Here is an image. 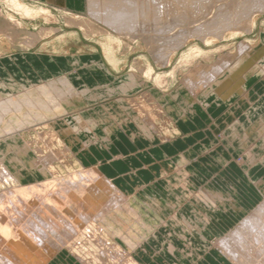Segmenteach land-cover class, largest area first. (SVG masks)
I'll list each match as a JSON object with an SVG mask.
<instances>
[{
	"label": "rangeland",
	"instance_id": "374dc122",
	"mask_svg": "<svg viewBox=\"0 0 264 264\" xmlns=\"http://www.w3.org/2000/svg\"><path fill=\"white\" fill-rule=\"evenodd\" d=\"M86 3H87L86 0H83V7L80 9L76 6L75 7L73 6L71 8H65L63 6H57V7H51V8L48 7L47 10H49V12L52 14L53 17L55 16L53 19H51V20L45 19L44 20L42 18H38L35 21H33L30 19H26V17L20 16L15 11L10 9L2 0H0V9L2 10V12L5 15H10V16L18 19L20 22L22 21L21 18L23 19V21L21 22V25L19 27L12 26L13 28L10 27L7 30L9 32H13L16 34V38L14 40L10 41L9 43L6 40L3 41L1 39V37L3 38V34H0V42H1V40L3 41L2 44L0 43V46L4 45L3 47H5L6 49L8 48V50L12 51V53L18 52V51H23V50L24 51L27 50L30 53H33V54H30L31 56L33 55V57H31V61L33 62V64H35V63L38 64L37 66L36 65H33V66L35 68L36 67H38V68L42 67L44 70L43 75H46V73L49 74L48 70L46 69V66L48 65L47 68L51 69V71L55 74L54 76L57 77L58 81H59L60 80L59 78H61L60 76H62L63 74L66 75V73H68L71 70V68L69 70L67 68V70H66V64L69 63L68 58H71V57H68L70 55L71 56L77 55V56L81 57L82 61H85L87 57L84 55H87V54L90 55L93 53V54L99 55L101 60L103 59L106 63V59L104 57V47L106 45H108L109 48L116 47L118 49L117 55L121 59L119 68L114 71L115 72L114 74H115V76H117V78H115V80H112V79L108 80L105 84V86L108 89H112V91L109 90L112 93L111 92H109L107 94L105 93L102 101L100 103H95L94 105H92L91 108H93L97 112L98 111L103 112L102 108L105 106L106 108H108V110H107L108 112L106 113V115L104 113V115L107 118L106 120H108V121L110 120L112 122L113 117L119 118V119L122 118L123 121L121 120V123L123 122L125 125V123H128V121H129L127 118H130L131 123H133V125H131L132 127H130L131 128L130 132H126L125 137H121L122 140H120L117 143L118 149L113 148L111 150H108L109 152L106 153V155H107L106 158H104V157L100 158L103 160V162L99 166H96V161L100 160V159H98V157L101 156L98 153L91 155V157H89V159H87L85 161L87 163H79V162L77 163L74 160L75 155H73L71 151L66 156V158H64L65 156L59 157V153H58V157H55L52 154L49 157L50 151L48 152L47 146L45 147V145L42 144L43 141L41 139H37L40 137H38V135L36 136L37 133H36V131L33 130V127L34 128H35V126L40 127L42 125L41 127H45L48 129V128H50L49 122L56 119L58 116H62L65 112H64L63 107L61 105L59 107H57V109H55L54 111H51V112H46V111H42L40 109L37 110V108H33V110L37 111L38 113L39 112L43 113L45 115V118H41L40 120L33 122L31 125L24 126L20 129H18L16 132H14V135L15 136L17 135L16 137L19 139L17 141V144H18L17 146L19 149L25 148L28 150V152H29L28 153V155H29V162L28 163L29 164L31 162L33 163V161L35 160L36 163H38V164L43 163V165L47 166L46 169H48L50 172L52 169L53 170L51 172L52 174L50 172H47V174H44L42 172H38L37 175L36 174H28L27 172H22L21 173L22 176L20 177V180H19L20 182H18V180H16V179L14 181H12V179L9 178L4 173H3V175L6 176L7 179L2 174L0 175V179L1 178L4 179L3 181L0 180L1 181L0 182V192H2V193H0V196L1 197L3 196L2 198H0V201H2V202H0L1 203L0 204V208H1L0 209V215H2V217L0 216V228L2 226V228L0 229V237L2 236L1 237L2 239H0V240L4 241V243H2L0 241L1 242L0 243V250H1L0 256L4 255L7 258H11V256H12L11 254H14L15 258H17V259L20 258L21 260H23V262L20 261L17 264H21V263H23V264H88L87 261H85L84 259L88 260V262H90V260H91V262L93 261L92 262L93 264H128V262L126 261L127 258L133 259L136 264H146L145 258L136 256L135 254H133V251L125 245H123L122 247L124 249L128 250L127 254L125 255L122 252H121V254L118 253L117 250L114 249V247L112 246L113 242H114V238L111 236L110 233H107L108 231L102 229L103 232L101 234L99 232V230H97L96 232L94 230L95 229L94 225L96 224L98 226V221L100 219L99 213L101 212L100 210H102L101 209L102 206L105 207L107 205V207H109L108 208L109 210L106 209L107 207H105V208L102 207V208H103V212H105L104 209L107 210V215H106L105 219H110L109 216L110 217L114 216V212H111V210H112L111 208L113 206L112 205L109 206V204H112V203H110V200H112V202L113 201L117 202L119 198L118 199L115 198L116 195H117L116 197H120V199L125 198V196H126V199H129V200L132 198L133 194L135 193L134 192L135 185L133 183H131L129 181V179H127V175H132L133 177H136L138 180H140V182H142L143 186L147 188V186H149V183L152 180L160 179L161 177H163L162 175H164V173L166 171L161 170V168L165 167L167 170L173 169L172 167L170 168V166H168L167 164L166 165L161 164V166H163V167L160 168L159 164L162 163L161 161H160V163L157 164V166H155V165L153 166L154 169L148 168V166H146V165H149L147 162L152 160L151 156L149 154H147L148 158H143V157H141V155H139V156L134 155L135 154L133 152L134 147H133V144L131 143V140H132L131 139V133H134L136 137H140L143 135L141 130L134 123V120L132 117V114L136 116L137 111H135L134 109H133L134 111H132L131 109L127 108V110H129V111L126 110V112H124L118 99L120 97H121L120 99L131 98L134 94L139 93L142 90L145 92H149L148 94H150L153 91H158V93L160 95H163V94L168 95L171 91H178L179 89H181L183 87L181 81L184 78L183 75L187 74L186 72H188L190 70L192 71V69H194L192 72H195L196 71L195 68H197L199 65L203 66L201 64H205L206 67H208L210 64L218 61V59L220 58L218 56H221V55H222V57H225V58H226V56H228V58L230 60L233 59L234 57H236L237 55H236L235 51L239 45V42L243 41V42L249 43L254 48L255 51H258L259 49H262V48L264 49V14L260 13V14H256V16H254L253 25H252V28H251L249 33L248 32L247 33L241 32V33H238L235 35H225L223 37L224 40L223 39L222 40L221 39L215 40L214 42L211 41L208 44L207 43L204 44V42H202V41L200 42V41L194 40V42H193V40H191L188 43H186L185 46H183L182 48L178 49L175 53H173L171 56L172 58L170 57L168 63L161 64V62L155 61V59L153 62V59H152L153 58V52L150 53L151 51H153V49H148V48L146 49L144 42L142 40H140L141 38H133L134 40L131 41L132 40L131 38H129L127 36L125 38V37H123L125 35H121V34L119 35L118 33H116L111 28L106 27L104 24L98 22L93 17H91L90 15L87 14V10H86L87 4ZM71 12L73 15L71 14ZM65 13H68L70 16L66 15ZM71 15H72V17H71ZM77 15L79 18H77L76 20H78L80 18L82 20L86 19V21L88 23V27L85 26V28H84L83 26H81V24L76 25L77 22H78V24L81 23V22L73 19V17L74 16L77 17ZM69 19H70V22L67 21ZM66 21L68 24L66 23ZM9 23L10 22H8V20L6 21V18L0 17V27H2V28L6 27L7 28L9 26ZM89 24H91V25L89 26ZM41 28H45V29L48 28V30H45L44 32L40 31V33H38V31L41 30ZM82 28H84V29H82ZM86 30H87V33H85ZM46 31L47 32L50 31V32L47 33ZM32 33L35 35L33 40L28 41L29 45L26 43L23 46V44H21L23 42V40H26L28 37H31L33 35ZM35 33H37L38 35H36ZM27 35H28V37H26ZM43 35H44V37H43ZM40 37H42L43 39H41ZM38 38H39L40 42L38 43V45H35ZM194 47L198 48L199 51H195L193 49ZM226 53H228V54H226ZM234 53H235V55H234ZM34 54H43L44 57L38 58V57L34 56ZM174 54H176V55H174ZM50 55L51 56L56 55L59 57L54 58V57H51ZM263 57H264V52L261 55V58L259 60V64H264V59H263V61H261V59ZM134 59H136L137 62L134 61ZM138 59H140V61H138ZM91 60H92V58H91ZM88 62H90V60L86 61V63H88ZM157 63H159V65H156ZM136 66L138 67V69ZM139 68H142L144 70V74L138 72ZM131 73L140 74L139 78H136L138 80L139 86H137V88L129 91L128 94L117 93L118 84L123 80V77H124L122 75L131 74ZM25 77H27V76H25ZM55 77H48V78L44 77V78H40L39 81H35V82L32 81L31 79H28L29 78L28 77L26 79H28V81H31L32 83L28 84V83L22 82L24 84L23 88L24 87L25 88H24V90L22 89L21 91L31 90L34 88V84L35 85H41V83L47 79H49L50 84H52L50 79H53ZM259 77L261 79H264V70L260 72ZM3 81H5L6 83L12 82V80H10V76L7 74H5L4 77H0V82H3ZM49 81H46V82H49ZM61 81L57 82V80H55L54 84L58 83L57 87L61 88V89L63 87L69 86L68 82L65 81L64 82L65 84H64ZM123 82H125V79L123 80ZM262 86L261 87L263 89L264 85H262ZM75 87H76V85H75ZM78 88H80V87H78ZM175 88H177V89H175ZM184 90L185 89H183V92H185ZM0 91L4 92V93L10 92L11 93L10 96H12L13 99H17L16 97L18 96V94H16V93L19 92V94H20V92H21V91H18V92L11 91L7 87L6 88L0 87ZM180 93H181L180 95L178 94V97H179L178 100L174 101L172 97L168 100H172L171 103L175 102V104L178 105V107H180V106L184 107L185 95L182 92H180ZM157 96H159V95L157 94ZM62 99H63V97H62ZM71 100H72V98H70L69 101H68V99H65V98L63 99V101H64L63 103L65 104V107L67 108L66 114H68V112L70 113L73 110H78V109L83 107L80 104H77L76 102H74V103L71 102ZM252 100L255 101L254 99H252ZM161 101L163 102L164 100H161ZM213 101L214 100H210V99L206 100L205 104L202 103L204 107L202 106V104L201 105L198 104L197 105L198 108L195 109L197 112L196 116L199 115L201 118L200 120L202 122V125H201L202 128H205L207 122H209V124H210L213 122V120L218 121L219 118L223 117L221 114L222 107L218 108L219 106H216V108H215V103L212 104ZM67 103H69V104H67ZM164 103H165V101H164ZM125 104H127L126 101H125ZM231 104H235V102L233 101ZM190 105H191V103H190ZM199 105L201 106V108L199 107ZM163 107H168V106H163ZM188 107H190V106H188ZM26 108L32 109L31 107H29V108L26 107ZM26 108L25 107L23 108V110L19 113V116H20V114H22L23 112L26 111ZM234 112L237 114V111L235 109H234ZM163 113L166 116L168 114L167 112L166 113L163 112ZM13 115H14L13 112L7 113V115L3 119V122L0 124V126L1 127L4 126L3 125L4 122ZM173 115L174 114H171V113L168 114V118L170 119V121L176 122V120L174 119L175 115L174 116ZM229 118H230V116H229ZM106 120L104 119V121H106ZM43 123L45 126L43 125ZM39 124H41V125H39ZM134 124H135V126H134ZM170 126H171V128L175 129V125H170ZM171 128H169V130ZM57 129H58V127H57ZM187 131H188V128H186L185 126L184 127L181 126L178 129L177 134L173 133L172 134L173 136L171 138H168L167 140L162 142V143H169V144L173 143L172 146H174L175 144L176 145L177 144L178 145L183 144L181 147L175 146L174 147L175 150L173 151V153H169L170 155H175V154L179 153L180 151L178 149H180L182 151L183 149H185L184 146H187V145L192 147V149L197 154L200 153V149H202V148H201L199 142H200V140L204 139L205 134L207 135V133L198 132L197 137L193 136L191 138L190 137L186 138L185 136H183V133H187ZM4 136L8 137V135L0 134V148H1L0 152L3 151L2 145L5 142H7L8 140L13 141L14 144L16 143V141L14 139H11V138L4 141V138H5ZM89 137L93 141L95 136L91 133V135H89ZM33 138H35V139H33ZM175 140H177L176 143H175ZM28 141H31V144L29 143L30 145L27 144ZM98 141L99 140H97V142ZM128 141H130V142H128ZM196 142H197V145L200 147L195 148ZM129 143H131V145ZM34 146H36L37 148L42 147L40 150L41 151L40 157L38 154L35 153V151H34L35 147ZM112 156H117V157L119 156V157L118 158L115 157L117 159H112L113 158ZM145 156H146V154H145ZM51 157H53L52 158L53 160L51 159ZM45 158H47V159H45ZM54 158L57 160H55ZM58 159H60V161H62V162H60ZM153 162H155V160H153ZM144 164H146V165H144ZM48 166H50V167L48 168ZM157 168H159V169L157 170ZM96 170L100 173H97ZM154 170H157V171H155L156 173L154 172ZM54 171H56V172H54ZM77 173L79 174V176L77 175ZM92 173H95V174H92ZM83 174H85V175H83ZM92 176H94V177H92ZM198 177L200 178L201 176L199 175ZM51 178H53V179H51ZM57 178H59L58 181H57ZM103 178L105 179V181ZM114 178H117V180L119 182H121V184H123L122 186L123 187L125 186V189L120 188L118 183L116 182V180ZM90 179H94V181L99 179L101 182L99 180H97V182H100V183H97L95 185L96 182L90 181ZM77 180H78V184L80 183L81 186L83 185L82 186L84 188V189L82 188L83 190L81 188H79V187H81L80 184H79L78 188H75L78 184H77V182H73V181H77ZM202 180H203V178H200V181H202ZM46 181L50 184H47ZM51 182L53 183V185L51 184ZM87 182H89L90 184H88ZM38 183H39V185H38ZM55 183H58V185ZM68 184L72 185V186H70L71 188H69ZM84 184L87 187L90 186L91 184H93L94 187L90 186V188L89 187L87 188ZM159 184H162V183L159 182ZM44 185H45V187L50 188L52 186L53 188L48 190L47 188L43 187ZM47 185H49L50 187ZM65 185H68V187L66 186L67 188L66 187L64 188ZM97 185H99V186H97ZM36 186L40 187L41 190H38L39 188H37ZM95 186H96V189H95ZM97 187H99V189ZM10 188H13V189H10ZM18 188H19V190H18ZM86 188L88 190L90 189V191H91V189L94 190L95 193H94V191H91V194H90L89 193L90 191L88 192ZM115 188H117L118 191ZM4 189H5V191H3ZM27 190H28V192L26 193ZM99 190L102 191V192H100V194L98 192ZM38 191H39V194H41V195L37 194ZM85 191H87V192H85ZM147 191L149 192L148 188H147ZM147 191H146L144 197H142V199H141L143 206H145L144 200L147 201V204H148V201H150V200L153 201V199H151L152 195L150 196L151 193L150 192L147 193ZM14 192H15V194H14ZM19 192H21V193H19ZM93 193H94L93 198L94 197L97 198L96 203L95 202L92 203L93 200L91 201V198L90 199L88 198V196L92 197ZM122 193H124L125 196ZM142 193H144V192L142 191ZM6 194H7V197H6ZM18 194L21 196H19ZM23 194H25V195H23ZM13 195H14V197H13ZM11 197L13 200L15 199L14 201L13 200H11V201L12 202L16 201L15 205L18 203L17 206L20 205L22 209L20 207H18V209L15 208L14 203L9 202ZM42 197H44L43 201H41ZM82 197H85V198H82ZM7 199H8V201H7ZM51 199H52V201H51ZM88 199H89V201H88ZM120 199H119L118 203L121 201ZM27 200H28V202H30V204L27 202ZM106 200L109 204L108 203L106 204V202H105ZM33 201L34 202L37 201V202H36V204L33 203L34 205L32 206L31 202H33ZM39 201H41V202L46 201V204L53 203V205L45 206L44 203L43 204L39 203ZM49 202H51V203H49ZM37 203H39L40 207L39 206L37 207V205H38ZM88 203H89V205H88ZM97 203L98 204L103 203L105 206L103 204H101V207L99 210L98 209L99 205ZM3 204H6V206H4ZM184 204L182 205L183 211L189 213L188 216H191V213L189 212L190 211L189 206L186 204L184 205ZM11 205L15 209L12 210ZM91 206H93L95 209L98 206L96 210H98L99 213L98 212L95 213L96 210H94V208ZM143 206H141V208H143L142 212L146 213V211H148V210L146 208H144ZM254 206H256V204L252 205V207H254ZM2 207H4V208H2ZM252 207H249L248 212L251 211ZM89 208H93V209H89ZM33 209H35V210H33ZM124 209L125 210H121L122 211L121 219L119 218V220H117V221H119V223L120 222L121 223L120 224L115 223L116 227H120L124 231L127 229L125 232H123L122 236L138 234V231H136V229L138 227H139V229L142 228L144 223L141 224L140 221H137L138 220L137 216L133 219L132 214H131L132 212H129V209H126V208H124ZM6 210H8V211H6ZM4 211H6V212H4ZM9 211H10V213H9ZM27 211H29V212H27ZM50 212L53 215H51ZM79 212L85 213V219H87L89 221V223H87L88 222L87 220L85 221L86 223L82 222L85 219L80 218L81 214H79ZM145 213L143 214V216L147 214V213L146 214ZM18 214H20V215H18ZM76 214H78L79 216H77ZM97 215H98L99 219L96 217ZM13 216H15V217H13ZM75 216H77L76 218H78V217L79 218L76 220ZM22 217H23V220H22ZM28 218L45 219V220L51 219V221L55 222V225L57 222V225L56 226L53 225L52 229L51 228L48 229L49 233L47 232V236H46L48 239L45 237L41 241H39V240L34 241L35 240V235H34L35 231L34 230L32 231L31 230L32 228L30 226L28 227V222L26 223ZM145 218L147 219V217H145ZM2 219H3V221H2L3 223L1 222ZM4 219H5V222H4ZM8 220L9 221L11 220V222H9ZM23 221L25 223H23ZM215 221L218 222L217 228H220V229L218 231H215V230L208 227L205 231H203L204 240H199V242H200L199 244L193 243V246L189 247V251L190 252L192 251L193 255L199 254V256H203L205 258L208 256H212L214 258V260H216L217 262L224 261L225 263H227V261H225L227 259L223 256L222 252H220V250H218L217 248L215 249V241L217 239H220V238L226 236L230 231H234V229H236L235 226H237L239 224L240 219H237L234 216H229L227 214L221 213V214H219V219L216 218ZM91 225H93V227ZM54 226L56 228L58 226V228L55 229ZM87 226H88V230L86 229ZM11 227L15 228V229H11ZM17 227H19V231H17L18 230ZM24 227H26V228H24ZM9 228H10V230H9ZM21 228L23 229V233L25 235L22 233ZM64 228H66V229H64ZM24 229H26V230H24ZM27 229H29V230H27ZM8 230L10 232L13 230V232L10 233ZM20 230H21V233H20ZM83 230L84 231L85 230H87V231L91 230L90 231L91 233L87 232V231L84 232ZM5 233L9 234V235H6ZM14 233H16V234L14 235ZM17 233L22 234V235L20 236ZM30 233H31V235H33L32 238H31ZM10 234H12V235H10ZM57 234H58V236H57ZM87 234L89 235V237H87L88 236ZM16 235H18L21 240L20 239L17 240L18 236H16ZM50 235H51V237H50ZM102 235L104 237H102ZM156 235H158V237L162 239V237H164V238L166 237L167 233H165L163 231L162 232H156ZM7 236L9 237V239H10V236H11V238H12V236L13 237L16 236L15 241H12V239L14 240V238L10 239L11 244L13 242L14 245L10 246V243H9L10 240L8 241ZM23 236H25L26 238L23 239ZM27 238L30 239L29 242H32L31 244H33V246L36 248L33 247V250L25 248V247H27L25 244L29 243L28 241H26V240H28ZM22 239L25 240L26 242H24ZM121 239H122V237H121ZM17 241H20V242H18L19 244H17L18 246L21 244V241H22L21 245H23V246H21V247L29 250L30 256L29 255H26V256L23 255L25 257L21 258L18 254H16V252H17L16 249L19 248L18 246H16ZM42 241L47 243V244H45V243L43 244ZM94 241L96 242V244L94 243ZM159 241L163 242L161 240H159ZM33 242L36 244H34ZM79 242H80V245L78 244ZM5 243H6V246L8 248H6V246L4 247ZM23 243H25V244H23ZM1 244H4V245L2 246ZM38 244L40 245L38 247L41 249L44 246H46L45 250L42 249L43 253H45V255L41 253L42 251L39 248L37 249ZM12 246H16L14 248L16 252L11 249V248H13ZM58 246H59V248H58ZM52 247H54V248H52ZM1 248H3V249H1ZM84 248H86V249H84ZM164 248L166 249V247H164ZM164 248L160 249L157 247L156 248L151 247L149 253L153 257V256H155V254L158 255V253L164 251L165 250ZM78 250H79V252H78ZM208 250H211V251H208ZM32 252H33V255H31ZM34 252H36L37 254H39V252H40L39 256L41 258L39 257L40 259L39 258L33 259L36 256L34 254ZM215 252L217 253V255L214 254ZM26 254H27V252H26ZM127 255L130 256V258L129 257L126 258ZM124 258H125V260H124ZM38 259H39V261H37ZM157 264H180V262L176 258L170 257V259H168L167 261L164 260L162 262H158Z\"/></svg>",
	"mask_w": 264,
	"mask_h": 264
},
{
	"label": "bare ground",
	"instance_id": "6f19581e",
	"mask_svg": "<svg viewBox=\"0 0 264 264\" xmlns=\"http://www.w3.org/2000/svg\"><path fill=\"white\" fill-rule=\"evenodd\" d=\"M2 1L10 9L15 11L17 14H19L22 17H34V18H36V17L40 16L46 20H51L55 17V16L53 17L52 14L49 12V10H47L46 8L30 6V5L26 4L23 0H2ZM86 2H87L86 3L87 4L86 10H87L88 15L93 17L98 22L104 24L106 27L111 28L116 33H118L119 35L121 34V35H125V36H123L125 38H126V36L131 38L132 39V40L130 39L131 41L134 40L133 38H141L140 40H142L144 42L146 49L147 48L153 49V51L150 50L151 51L150 53L153 52V58H152L153 62L155 59V61L161 62V64L168 63L172 54L175 53L178 49L185 46L186 43H188L191 40H193V42H194V40L200 41V42L202 41V42H204V44L205 43L208 44L211 41L214 42L215 40H220V39L222 40L225 35H235V34H238L241 32H246V33L248 32L249 33L251 28H252V25H253L254 16H256V14H260V13L264 14V0H86ZM65 14L69 15L68 13H65ZM71 14H72V12H71ZM72 15H71V17H72ZM0 17H4V18H6V21L8 20V22H10L9 26L7 28L6 27L5 28L0 27V34H3V38L1 37V39L3 41L6 40L9 43L10 41H12L16 38V34L13 32H9L7 30L10 27L13 28L12 26L19 27L21 25V22L18 19L14 18L10 15H5L1 9H0ZM77 18H79L78 15H77V17H75V16L73 17V19H75V20ZM67 21L70 22V19ZM67 21H66V23H67ZM76 21L81 22L79 24L77 22L76 25L81 24V26H83L84 28H85V26L88 27V23H87L86 19L82 20L80 18ZM90 25L91 24H89V26ZM84 28H82V29H84ZM45 30H48V28L47 29L41 28V30H39L38 33H40V31L44 32ZM49 32H47V33H49ZM85 33H87V30ZM35 34L38 35L37 33H35ZM28 35L26 37H28ZM33 35L31 37H28L29 39L27 38L26 40H23V42L21 41L22 42L21 44H23V46L26 43L28 44V41L33 40V38L35 37V35L34 36ZM43 37H44V35H43ZM193 49L195 51H199V49L196 47H194ZM263 50L264 49L262 48V49H259L258 51H255L254 48L249 43L242 41V42H239V45L236 48V51L234 50L236 52L237 56L234 57L233 59L230 60L228 58V56H226V58H225V57H222V55H221V56H218V57H220L218 59V61H216L212 64L209 63L210 65L208 67H206L205 64H201L203 66L197 65L198 67L195 68L196 69L195 72H192L194 69L191 68L192 71L190 70V71L186 72L187 73L186 75H183L184 78H183V80L181 79L183 87L178 90L179 92H182L185 95L186 102H187L186 106L187 107L190 106V103L191 104L197 103L195 106L197 109L198 108L197 105L198 104L201 105L202 103L205 104V102H206L205 98H207L209 96L217 95L219 97L220 96L223 97L226 93H231L232 91H235V90L237 92H241V90H240L241 89V83L243 81L242 77L244 76V74L248 70H252L257 64H259V60L261 58V55L264 52ZM226 54H228V53H226ZM174 55H176V54H174ZM234 55H235V53H234ZM17 61L19 62V59ZM134 61L137 62L136 59H134ZM138 61H140V59H138ZM98 65H100V64H98ZM156 65H159V63H157ZM137 69H138V67H137ZM138 72L144 74V70L142 68H139ZM21 77H23V76H21ZM60 77L61 78H59L60 79L59 81H58L57 77L50 79L52 84H50L49 79H47V80H44V82H42L41 85H35L34 84L33 89L26 90V91H21L22 89L24 90V88H25V87L23 88L22 85L19 86V85H16L15 83H11V84H9V83L5 84L3 82L0 83L3 86L8 85V87L10 88L11 91H15V92L21 91L20 94H19V92L16 93V94H18V96L16 97L17 99H13L12 96H10V94H11L10 92L4 93V92L0 91V124L3 122V119L5 118L7 113H9V112L14 113L13 116L8 118L4 122V124H3L4 126H2V127L0 126V134L8 135V137L4 136L5 137L4 141H6L9 138L14 139L16 141V143L14 144L13 141L8 140L7 142H5L2 145L3 151L0 152V175L1 174L3 175V173H4L9 178H11L12 181H14L16 179V180H18V182H20L19 180H20V177L22 176V174H21L22 172H27L28 174H34L35 172H37V173L42 172L44 174H47V172H50L48 169H46L47 166L43 165V163L38 164L35 162V160L33 161V163L32 162L30 164L28 163L29 162V155H28L29 152L25 148H23V149L18 148L17 141L19 139L16 137L17 135L16 136L14 135V132H16L18 129H20L24 126H29L33 122L40 120L41 118H45V115L43 113H40V112L38 113L37 111L33 110V108H37V110L40 109L42 111L51 112V111H54L55 109H57V107H59L61 105L63 107L64 112H65L62 116H58L56 119L50 121L49 122L50 128H48V129L45 127H41L42 126L41 124H39V125H41L40 127L39 126H37V127L35 126V128L33 127V130L36 131V133H37L36 136L38 135V137H40L37 139H41L43 141L42 144L45 145V147L47 146L48 152L49 151L51 152V153L49 152V157L51 156V154L55 157H58V153H59V157L65 156L64 158H66V156L70 153L71 147L69 146V144L71 145L73 143V139L68 138L67 140L70 143L66 144V142L63 138H65V136L70 135L74 131L76 132L80 127L90 131V130L94 129L96 126H98L100 124V122L102 121V120L100 121L99 118L94 115V113H95V112H93L94 109L87 110L90 114L87 118H85V116L80 114L82 109L81 110L78 109V110H73L76 114H71V116H70L71 119H74V121L77 122V126L69 124V121L66 119L67 117L65 118V116L67 115L66 114L67 108L65 107V104L63 103L64 98L68 99V101L70 100V98H72L71 102H73V103L76 102L77 104L84 106L86 103H89V101L92 102V101L99 100L101 97V93H99L100 91H94V89H92V88L90 89L89 86H82L80 88H78L77 86L75 87V85L73 83H71V80L66 75H62ZM136 78H139V74H135V73L127 74L126 80H125L127 82L123 83L120 86V90H122L123 92H126L129 89H133V87H135V86H139L138 80ZM55 80H57V82H60L62 80L61 82H63V83L66 81V82H68V85L70 87L66 86V87H63L62 89L58 88L57 87L58 83L54 84ZM46 81H49V82H46ZM102 86H103L102 89H104L103 92H105L106 94L112 91V89H108L105 86V84ZM183 89H185L184 90L185 92H183ZM109 90H111V91H109ZM148 93L149 92H145L142 90L141 92L134 94L131 98H127V99L123 98L127 102L128 105L125 104V101H122L123 99H121V101L123 103L122 109L127 110V108H129L132 111H134V110L137 111L138 114L136 113V116L132 114V117H133L134 123L137 125V127L141 130V132L143 133V135L146 138L151 139L154 136H156L159 141L164 142L168 138H171L173 136L172 135L173 133L175 134V129L171 128L170 125H175V123H177V121L172 122L168 118V114H170V109L168 107H163L164 101L163 102L161 101V96H157V93H155V92H151L150 94H148ZM62 97H63V99H62ZM67 104H69V103H67ZM203 104H202V106H203ZM24 107L25 108L31 107L32 109L26 108V111L23 112L22 114H20V116H19V113L23 110ZM245 108H247V106ZM185 109L190 110L189 108H185ZM185 109L183 110V112H186ZM103 110L106 113L108 112L107 111L108 108H106L105 106L103 107ZM127 111H129V110H127ZM163 112H165V113L167 112L168 113L167 116ZM186 113H188V112H186ZM101 117H103V116L101 115ZM100 119H102V118H100ZM62 120H64V122L67 125L61 124ZM70 123H71V121H70ZM43 125H44V123H43ZM56 126L58 127V129ZM124 126L125 125L123 122L121 123V120H120V123L118 121L109 122V126H107V127L105 126V129H104L105 134L107 135L105 137L106 140L109 139L108 135H109V132L112 131V129H122V128H124ZM260 126L264 130V122L261 123ZM169 128H171V129L169 130ZM35 138H33V139H35ZM261 140L264 142V132H263V135L261 137ZM29 143L31 144V141H28L27 144H29ZM34 147H35V150H34L35 153L38 154L40 157V155H41L40 150L42 147L41 148H37L36 146H34ZM250 147L252 148V146H250ZM52 158L53 157H51V159ZM45 159H47V158H45ZM55 160H57V159H55ZM58 160L60 161V159H58ZM60 162H62V161H60ZM49 167L50 166H48V168ZM52 170H51V172H52ZM54 172H56V171H54ZM97 173H100V172L97 171ZM92 174H95V173H92ZM77 175L79 176L78 173H77ZM83 175H85V174H83ZM4 177H6V176H4ZM92 177H94V176H92ZM6 179H7V177H6ZM51 179H53V178H51ZM58 179L59 178H57V181H58ZM0 180L3 181L4 179L1 178ZM97 180H99V179H97ZM97 180L94 181V179H90V181L96 182L95 185L97 183L101 182L100 180H99L100 182H97ZM104 181H105V179H104ZM73 182H77V184H78V180L73 181ZM89 182H87V183L90 184ZM47 184H50V183L47 182ZM51 184L53 185L52 182H51ZM55 184L58 185V183H55ZM79 184L75 188H78ZM38 185H39V183H38ZM68 185H69V188H71L70 186H72V185H70V184H68ZM68 185H65L64 188L66 186L68 187ZM47 186H49V185H47ZM80 186H81V184H80ZM82 186L79 188L82 189L83 188ZM90 186H93V184H91ZM90 186H88V187L90 188ZM97 186H99V185H97ZM43 187L47 188L48 190L53 188L52 186L51 187L49 186L50 188L45 187V185ZM37 188H39L38 190H41L40 187H37ZM97 188L99 189V187H97ZM10 189H13V188H10ZM95 189H96V186H95ZM115 189L117 190V188H115ZM18 190H19V188H18ZM100 190L98 191L99 194H100V192H102ZM3 191H5V189ZM87 191L89 192L90 189L89 190L87 189ZM87 191H85V192H87ZM91 191H94V190L91 189ZM91 191L89 192L90 194H91ZM27 192H28V190L26 191V193ZM0 193H2V192H0ZM19 193H21V192H19ZM94 193H95V191H94ZM94 193L92 194V197L88 196L89 199L91 198V201L93 200L92 203L93 202L96 203V201H97L96 197L93 198ZM7 194H6V197H7ZM14 194H15V192H14ZM37 194H39V191ZM122 194L125 196L124 193H122ZM23 195H25V194H23ZM39 195H41V194H39ZM205 195H207V194H205ZM19 196H21V195H19ZM116 196H115V198L120 199V197H116ZM2 197L0 196V198H2ZM13 197H14V195H13ZM85 197H82V198H85ZM215 197L218 198L219 200H222V197L219 193H215ZM210 198H212V196ZM89 199H88V201H89ZM119 199H118V201H119ZM125 199H126V196H125V198L120 199L121 201L119 203H118V201L112 202V200H110V203H112V204H109L107 202V200L105 201L106 204L107 203L109 204V206H111V205L113 206L111 208L112 209L111 212H114V216H111V217L109 216L110 219H105L106 215H107L106 209L109 208V207H107V205L105 206L103 203H101L105 207H107L106 209H104L105 212H103V208H105V207L102 206L103 207L102 208L101 204H98L99 202L97 203L99 205V207L97 206L98 209L100 210V207L102 209V210H100L101 211L100 213L98 210H96L97 207H96V209L93 206H91V207H93L94 210H96L95 213L98 212L100 215V219H99L98 215L96 216L99 219V221H98V226L96 224L94 225L95 232L97 230H99V232L102 234V232H103L102 229L108 231L107 233H110L111 236L114 238V242L112 245L114 247V249H116L118 253L121 254V252H122L126 255L128 250L124 249L122 246L125 245L129 249H131L133 252L136 253L137 248H139V246H142L143 242L146 240L147 232L149 233L151 231V225L150 224H153V223L146 222L147 220H145V218H143L142 214H144L145 212L144 213L142 212V209H143V208H141V206H143V203L141 202L142 200L138 199L136 196H132V198L130 200L129 199L125 200ZM151 199H153V198H151ZM11 200H13L12 197L10 198L9 202L14 203L15 208H17V209H18V207L21 208L20 205L17 206L18 203L15 205L16 201L12 202ZM43 200H44V197H42L41 201H43ZM7 201H8V199H7ZM41 201H39V203H42V204L44 203L45 206L53 205V203H51V202H49L51 204H46V201L45 202H41ZM51 201H52V199H51ZM0 202H2V201H0ZM27 202H28V200H27ZM36 202H34V201L31 202L32 206L34 204H36ZM144 202H145V206H143V207L146 208L147 210L155 211V210L163 207L161 202L157 201L156 199H153V201L152 200L148 201V204H147V201L144 200ZM28 203L30 204V202H28ZM39 203H37L38 204L37 207L39 206ZM168 204H170V203H168ZM3 205L6 206V204H3ZM12 205H11V208L13 210L15 208H13ZM88 205H89V203H88ZM2 208H4V207H2ZM93 208H89V209H93ZM124 208L129 209V212H132L131 214H132L133 219L137 216V219H138L137 221H140L141 224L144 223L142 228L139 229V227H138L136 229V231H138V234H136V235L133 234V235L122 236L123 232H125L127 229L124 231L123 229H121L120 227H116V225H115V223L116 224L121 223V222L119 223V221H117V220H119V218L121 219V214H122L121 210H125ZM33 210H35V209H33ZM6 211H8V210H6ZM6 211H4V212H6ZM27 212H29V211H27ZM9 213H10V211H9ZM79 214H81L80 218L85 219V213L79 212ZM18 215H20V214H18ZM51 215H53V214L51 213ZM76 215L79 216L78 214H76ZM0 216L2 217V215H0ZM77 216H75L76 220L79 218V217L76 218ZM13 217H15V216H13ZM36 218L35 219L28 218L26 223L28 222V227L30 226L32 228L31 230L32 231L34 230L36 233V234L34 233V235H35L34 241H37V240L41 241V240H43V238H45L47 236L48 229L53 228V225H55V222L51 221V219L45 220V219H36ZM157 218H159V217H157ZM157 218L152 217V219L151 218L150 219L157 221ZM22 220H23V217H22ZM86 220L87 219L83 220L82 222H85ZM2 221H3V219L1 220V222ZM4 222H5V219H4ZM9 222H11V220ZM23 223H25V222L23 221ZM87 223H89V221ZM56 225H57V222H56ZM91 226L93 227V225H91ZM12 227H11V229H15ZM235 227H236V229H234V231H230L226 236H224L220 239H217V241L215 242V248L220 250V252H222L223 256L231 264H264V197L261 201L259 200V203H257L255 208L253 210H251L248 215H246L242 219H240L239 224ZM1 228H2V226H1ZM24 228H26V227H24ZM57 228H58V226H57ZM57 228L55 227V229H57ZM17 229H18L17 231H19V227H17ZM64 229H66V228H64ZM86 229L88 230V226ZM9 230H10V228H9ZM24 230H26V229H24ZM27 230H29V229H27ZM87 230H85V231H87ZM90 231H87V232H90ZM11 232H13V230ZM20 233H21V230H20ZM22 233H23V229H22ZM31 233H30V235H31ZM15 234L16 233H14V235ZM6 235H9V234H6ZM10 235H12V234H10ZM18 235L21 236L22 234H18ZM18 235H16V236H18ZM32 236L33 235H31V238H32ZM57 236H58V234H57ZM1 237H0V239H2ZM15 237L12 236V238H14V240H13L10 236V239H12V241H15L16 240ZM50 237H51V235H50ZM87 237H89V235ZM102 237H104V236L102 235ZM121 237H122V239H121ZM25 238L26 237L23 236V239H25ZM10 239L8 237V241ZM18 239H20L19 236H18L17 240ZM23 241L29 242L30 239H28L26 241L23 240ZM1 242L4 243L3 240ZM18 242H20V241H17L16 246H18L17 245V244H19ZM9 243H10V246L14 245L13 242L11 244V240L9 241ZM31 243L32 242H29L28 244H25V243H23V244H25L27 246L25 248L33 250L34 246ZM42 243L44 244L45 242L42 241ZM94 243L96 244L95 241H94ZM21 244H22V241H21ZM21 244L18 246L19 248L16 249L17 252L14 249L16 246H12L13 248H11V249L13 251H15L16 254H18L22 258V257H25L26 255H29L30 252H29V250L21 247V246H23ZM34 244H36V243H34ZM45 244H47V243H45ZM78 244L80 245V242ZM1 245L3 246L4 244H1ZM5 246H6V243H5L4 247ZM38 246H40V245L39 244L37 245V249L39 248ZM45 247L46 246H44L42 249L45 250L46 249ZM3 248H1V249H3ZM6 248H8V247L6 246ZM34 248H36V247H34ZM52 248H54V247H52ZM58 248H59V246H58ZM39 249L42 251V252L41 251L40 252L45 255V253H43V250L41 248H39ZM84 249H86V248H84ZM169 250L173 253V249L171 246H170ZM208 251H211V250H208ZM26 252H27V254H26ZM40 252H39V254H40ZM78 252H79V250H78ZM177 252H179V251H177ZM34 254L36 256L33 259L40 257L39 254H37L36 252H34ZM182 254H184L183 251H182ZM11 255L13 256V257L11 256V258H7L4 255H1L0 256V264H17L20 261L23 262V260H21L19 257H18L19 259L15 258L14 254H11ZM23 255H25V256H23ZM31 255H33V252ZM174 255H176V254L174 253ZM185 255H190V253L186 252ZM127 257L130 258V256H128V255L126 256V258ZM188 258H186V259H188ZM39 259L37 261H39ZM84 260L87 261L88 264H91L93 262V261L91 262V260H90V262H88V260H86V259H84ZM124 260H125V258H124ZM126 261L128 262V264H136L135 261L131 258L130 259L127 258ZM21 264H23V263H21Z\"/></svg>",
	"mask_w": 264,
	"mask_h": 264
},
{
	"label": "crops",
	"instance_id": "0c3cea01",
	"mask_svg": "<svg viewBox=\"0 0 264 264\" xmlns=\"http://www.w3.org/2000/svg\"><path fill=\"white\" fill-rule=\"evenodd\" d=\"M23 1L30 6L44 7L46 9L48 7L51 8L57 6H63L65 8L76 6L79 9L83 7V0ZM38 18L44 19L40 16L36 18L26 17V19L33 21ZM21 20L23 21L22 18ZM40 38L43 39L42 37ZM2 42L3 41L1 40L0 43L2 44ZM39 42L38 38L35 45H38ZM3 46L4 45L0 46V77H4L5 74H7L12 80L11 83H15L19 86H24L23 83H32L31 81H28V79L39 81L40 78L55 77V74L51 69L47 68L48 65L46 66V69L49 74L46 73V75H43L44 70L42 67L35 68L33 66L38 65L36 63L33 64L31 61L33 55L31 56L30 54L33 53H30L27 50L12 53V51ZM117 50L116 47L109 48L108 45L104 47V57L108 65L103 59L101 60L99 55L93 53L90 55H84L87 57L85 61H82L81 57L77 55L68 56L71 58H68L69 63L66 64V70L67 68L68 70L71 68V70L66 73V75L71 80V83L78 87L89 86L90 89L92 88L94 91H100L99 93H101L99 100L92 102L89 101V103H86L80 108V110L82 109L80 114L85 116V118L90 115L87 110L93 109L91 108L92 105L102 101L105 95L102 85L106 84L105 82L108 80H115V78H117L114 71L119 68L121 62L120 57L117 55ZM34 56L38 58L44 57L43 54H34ZM51 57L56 58L59 56L52 55ZM18 59L19 62L17 61ZM263 59H261V61H263ZM87 60H90V62L86 63ZM263 70L264 64H257L252 70L247 71L242 77L241 92L235 90L231 93H226L223 97L215 95L205 98V100H214L212 104L215 103V108L216 106H219L218 108L222 107L221 114L223 116L219 118L218 121L213 120L210 124L207 122L205 128H202L201 126L202 122L200 116L198 114V116H196L197 112L195 110V104L197 103H193L190 107H187L186 98L184 97L186 104L184 103V107H178L175 102H172V104V100L168 99L173 96L172 98L174 101L178 100V94H181L179 91H171L168 95H160L158 91H153L161 96V100L165 101L164 106H168L170 113L175 115H173L177 121V123H175V134L178 133V129L181 126H185L188 128L187 133H183V136L186 138H191L193 136L197 137L198 132L207 133V135L205 134L204 139L199 142L202 148L200 149L199 154H197L192 147L187 145L184 146L185 149L182 151L178 149L180 151L179 153L170 155L169 153H173L175 150V146L181 147L183 144H175L172 146L173 143H162L155 136L148 139L143 135L136 137L134 133H131V143L134 147V155H141L143 158H148L147 154L151 156L152 160L147 162L149 165H144L152 169L154 165L157 166L161 161L162 163L159 164L160 168L163 167L161 164H167L170 168H173L171 170H167L165 167L161 168V170L166 171L164 175H162L163 177L152 180L149 183V186H147L151 193L150 196L152 195L153 199L161 202L163 207L155 211L148 210L146 211L147 214L143 216L144 218L147 217V219L145 218L147 222L149 221L153 224H150L151 231L149 233L147 232L146 240L143 242V245H145L139 246L136 250L137 252H133V254L145 258L146 264H157L164 260L167 261L170 257L176 258L180 264H231L228 260H225L227 263L224 261L217 262L211 256L205 258L199 256V254L193 255V252L189 251V247L193 246V243L199 244V240H204L203 231L208 227L215 231L220 229L217 228L218 222L215 221L216 218L219 219V214L223 213L229 216H234L237 219H242L250 212H248L249 207H252L253 204L257 205L259 200L261 201L264 197V142L261 140L264 130L260 126V124L264 122V88L262 89L264 79L259 77L260 72ZM126 75L127 74L122 75L124 76L123 80H126ZM123 80L118 84L119 90H117V93L128 94L129 91L137 88V86H135L133 89L123 92L120 90V86L127 82H123ZM3 83L8 84L5 81H3ZM0 87L9 88L8 85L3 86L1 84ZM122 101H124V99ZM122 101L119 98L121 106L123 104ZM233 101L235 104H231ZM246 106L247 108H245ZM185 108H189L190 110H186ZM184 109L188 113L183 112ZM234 109L237 111V114L234 112ZM123 111L126 112V109ZM93 112H95L94 115L97 116L100 121L102 120L100 124L95 127L96 129L94 128L89 131L80 127L76 132L74 131L75 133L72 132L70 135L63 138L66 143H70L67 140L68 138L73 139V143L71 145L69 144V146L71 147L70 151L75 155L74 160L77 163L78 161L79 163H87L85 161L89 159L91 155L97 153L101 155L98 159L102 157L106 158V153L109 152L108 150L113 148L118 149L117 143L122 140L121 137H125L126 132H130V127L133 125L130 118H127L129 121L128 123H125L124 128L112 129L108 135L109 139L106 140L105 137L107 135L105 134L104 129L105 126H109V122L111 121L106 120L107 118L104 115L106 112L104 110L103 112H97L95 110ZM71 114L76 113L72 111L68 113L65 118L67 117L66 119L69 121V124L77 126V122L74 121V119H71ZM101 115L104 118L101 117ZM104 119L106 121H104ZM120 120L123 121L122 118H113L112 121H118L120 123ZM61 124L67 125L64 120H62ZM91 133L95 136V140H93L94 142L89 137ZM97 140L99 141L97 142ZM176 141L177 140H175V143ZM131 143L129 144L131 145ZM200 146H198L196 142L195 148ZM250 146H252V148ZM112 157V159H117L119 156ZM153 160H155V162H153ZM102 162V159L97 160L96 166H99ZM158 169L159 168H157V170ZM157 170H154V172ZM34 174L37 175V172ZM199 175L201 176L200 178H203L202 181H200V178L198 177ZM114 179L120 188L125 189V186L123 187V184H121L117 178ZM127 179L135 185L136 190L134 189L135 193L133 196H136L141 200L142 197H144L147 188L143 186L140 180L132 175H127ZM159 182L162 184H159ZM142 191L144 193H142ZM149 192L147 191V193ZM215 193H219L222 200L216 198ZM208 195L210 197L212 196V198ZM184 203L189 206L191 216H188L189 213L183 211L182 205ZM254 208L255 206L252 207L251 210ZM152 217L157 218V221L151 220ZM162 231L167 233V235L165 238L162 237L161 239L156 235V232ZM159 240L163 242H160ZM164 246L166 247V250L158 253V255H156V252L154 251L155 256L153 257L150 255L149 251L151 247L163 249ZM170 246L173 249V253L169 250ZM182 251L184 254H182ZM186 252L192 255H185ZM174 253L176 255H174ZM215 255H217L216 252Z\"/></svg>",
	"mask_w": 264,
	"mask_h": 264
}]
</instances>
